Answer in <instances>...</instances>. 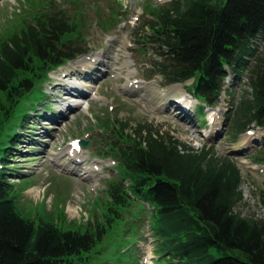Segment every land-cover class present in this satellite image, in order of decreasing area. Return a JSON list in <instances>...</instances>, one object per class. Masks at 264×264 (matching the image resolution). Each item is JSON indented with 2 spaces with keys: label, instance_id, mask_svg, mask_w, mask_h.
<instances>
[{
  "label": "trees",
  "instance_id": "trees-1",
  "mask_svg": "<svg viewBox=\"0 0 264 264\" xmlns=\"http://www.w3.org/2000/svg\"><path fill=\"white\" fill-rule=\"evenodd\" d=\"M146 26V44L155 55L150 68L166 83L193 78L186 87L200 102L197 117L218 103L230 74L232 80L246 76L249 97L240 99L233 113L232 133L252 123L264 127V0H171ZM74 28L56 12L0 41L4 118L50 71L85 52ZM30 117L24 112L11 129L1 160L18 150V130ZM108 154L116 157L118 171L107 187V211L119 218L118 208L130 201L146 204L166 264H264V218L236 211L241 174L231 158L139 123L109 143ZM6 168L0 163V264H84L83 254L102 239L105 226L81 232L21 215ZM260 203L264 208V194ZM113 220L106 216V226Z\"/></svg>",
  "mask_w": 264,
  "mask_h": 264
},
{
  "label": "rangeland",
  "instance_id": "rangeland-1",
  "mask_svg": "<svg viewBox=\"0 0 264 264\" xmlns=\"http://www.w3.org/2000/svg\"><path fill=\"white\" fill-rule=\"evenodd\" d=\"M170 1L0 0V41L36 18L59 12L74 25V36L85 48L83 54L51 71L48 80L18 100L11 116L4 118L0 110V163L12 173L8 179L15 185L20 214L81 232L105 226L102 239L83 254L84 264L167 263L156 247L150 227L153 217L146 204L130 201L127 207L118 208L119 218L107 211V187L118 171L116 157L108 154L109 143L130 134L138 123L167 132L194 149L206 145L217 155L231 158L241 174L242 200L236 211L244 217L264 218L260 203L264 194V127L252 123L240 133L231 130L240 99L249 97L246 76L232 80L230 74L225 79L227 91L215 106L203 109V117L195 116L200 103L187 91L190 81L179 83L182 89L167 94L164 100L168 104L158 100L162 107L141 87L177 85L166 83L150 68L155 55L145 36L146 22ZM84 58L101 62L87 68L77 62ZM66 83L83 89L82 97L76 99L79 93L67 89ZM30 107L37 108L30 111ZM24 112H30L32 118L21 125L18 150L9 160H1L6 154L3 148L10 144L9 133L20 124ZM80 139L88 140V145H71L72 140ZM93 163L97 170L87 176L85 171ZM30 188L32 192H28ZM68 204L76 208L75 214L68 213ZM106 216L114 219L110 227Z\"/></svg>",
  "mask_w": 264,
  "mask_h": 264
},
{
  "label": "bare ground",
  "instance_id": "bare-ground-1",
  "mask_svg": "<svg viewBox=\"0 0 264 264\" xmlns=\"http://www.w3.org/2000/svg\"><path fill=\"white\" fill-rule=\"evenodd\" d=\"M80 65H85L87 68H91V67H93L94 65H96L98 62H101L99 59H97L96 58V61H94V62H91V60H86V58H84V59H80V60H78L77 61ZM76 62V63H77ZM69 82H71V81H69ZM75 86V85H74ZM143 89H145L146 90V92H149L150 94H152L153 95V97H154V99L155 100H157L156 102L158 103V100H160V101H163L164 99H167V94L168 93H172V92H176V91H179L180 89H182V85H180V84H177V85H175V86H170V87H168V88H159V87H157L154 83H153V85H150L149 86V84H142V86H141ZM132 88H133V86H131V90H132ZM71 90H76L77 91V93H79V95L78 96H76V97H78V98H76V99H79V98H81L82 96H80L83 92H84V90L83 89H77L76 87H73V88H70ZM169 100V99H168ZM159 101V102H160ZM165 101V100H164ZM165 104H168V102H167V100L165 101V103H164V105ZM158 105L160 106V107H162L163 106V102H160V103H158ZM179 105V104H178ZM156 106H157V104H156ZM244 138V140L243 141H247L248 140V138H247V136H244L243 137ZM97 164V163H96ZM95 163H93L92 165H90V167H88V169L85 171L86 173H88L87 174V176H90V173L91 172H93V171H96L97 170V168L95 167V165H96ZM33 191V188H30L29 190H28V192H32ZM36 194H38V191H36ZM67 211H68V213L69 214H75L76 213V208H74L71 204H68V206H67Z\"/></svg>",
  "mask_w": 264,
  "mask_h": 264
},
{
  "label": "water",
  "instance_id": "water-1",
  "mask_svg": "<svg viewBox=\"0 0 264 264\" xmlns=\"http://www.w3.org/2000/svg\"><path fill=\"white\" fill-rule=\"evenodd\" d=\"M80 144H81L83 147H86V146H87V142H85L84 140H80Z\"/></svg>",
  "mask_w": 264,
  "mask_h": 264
}]
</instances>
